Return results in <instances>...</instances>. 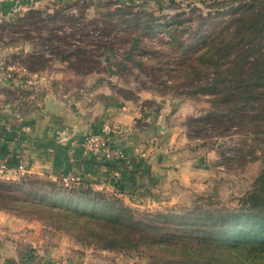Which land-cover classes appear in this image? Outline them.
<instances>
[{
  "label": "rangeland",
  "instance_id": "rangeland-1",
  "mask_svg": "<svg viewBox=\"0 0 264 264\" xmlns=\"http://www.w3.org/2000/svg\"><path fill=\"white\" fill-rule=\"evenodd\" d=\"M238 1L64 0L57 5L50 3L48 7L40 10L50 15L56 12L65 18L72 15L77 20L75 29L67 24L57 27L52 24L48 27L28 28L27 31L31 33L26 34L15 26L5 29L0 27V51L7 54L6 59L3 55L4 61L8 59L9 54L16 52L14 48H19L18 52H37L41 55L43 51L50 53L48 46L42 45L38 35L43 38L52 35L53 41L64 39L69 44L74 46L78 44L88 49H93V42L99 38L102 41L112 42V54L101 58L102 61L108 58L112 66V74L107 73L106 60L102 63L90 60L76 65L70 63L65 65L66 77H69L70 84L75 87L84 85L108 90L118 100L127 101L135 109L145 108L150 112L149 114L163 109L164 134L171 133L170 142L186 148L187 155H197L196 159L187 164L197 162L203 165L206 160L210 161L209 169L194 173V182L185 179L181 185L202 196L204 200H198L200 204H204L206 198L220 202L221 204L215 205L217 209L212 211L223 213L236 206L232 201L233 198L242 196L250 189L262 168V151L256 144H251V138H248L247 144L242 146L241 142L245 139L236 125H232L230 129L226 124H222L221 128L215 126L212 128L209 127L210 123L196 125L191 121L208 113L212 109L213 102L207 95L198 93L197 85L186 80L184 74L178 70L184 58L177 57V50L172 44L170 35L178 27L167 23L174 18L189 20L190 23L179 37L180 42L192 43L194 37L200 41L231 17L232 8L238 5ZM120 12L139 15V29L123 23L129 20V17L118 15ZM109 14H112V18H107ZM18 18L20 17L5 22H15ZM146 21L158 27L151 29L152 33L144 35L138 48L135 49L133 48L135 37L150 31L143 29L148 23ZM109 24H112V36L98 37L99 32L95 29L105 28ZM52 27L54 30L51 32ZM84 30L89 36L83 35ZM117 30H127L129 33L119 34ZM11 48L12 50L9 51ZM99 56L101 57V53ZM71 59L73 62L74 58ZM3 60L1 63L4 62ZM14 64L20 67L18 63ZM57 64L64 66L55 61L53 65L48 64L42 71H49ZM216 140L220 143L224 142L219 146V151H225L227 147L232 148L238 144L246 153L242 156L236 155L235 161L229 164L216 165L219 160L217 145L213 144ZM166 177L168 178L164 180L165 183L172 186L174 179ZM35 181L36 177L23 174L0 176V210L26 221H34L33 225L39 231L35 240L38 242L36 249L31 250L22 259L21 264H94L101 261L112 264V260L118 264H180L177 259L142 248L125 249L122 245V249L112 250L100 244L78 240L75 231H69L68 226L71 224L70 221L66 222L65 214L52 208L58 206L98 217L110 215L112 219L114 214L122 212L120 220L123 219V225L124 220H130V222H148L161 228L171 227L172 222L186 219L187 214L194 209L193 204L177 203L178 192L170 190L165 192L164 197H157L154 181L145 178L144 181L147 182L150 191H143L130 199L100 193L118 200L116 206L109 208L96 203L102 202L100 199L95 201L92 196L87 198L79 194L86 190L65 186L62 183L61 185L60 182L53 183L51 188ZM176 182L175 180V184ZM11 185L16 187H10ZM5 187H10V190L3 189ZM69 191L73 194H69ZM13 199L19 201L14 202ZM104 201L112 200L109 198ZM124 207L130 211H124ZM110 210L112 213H109Z\"/></svg>",
  "mask_w": 264,
  "mask_h": 264
},
{
  "label": "trees",
  "instance_id": "trees-1",
  "mask_svg": "<svg viewBox=\"0 0 264 264\" xmlns=\"http://www.w3.org/2000/svg\"><path fill=\"white\" fill-rule=\"evenodd\" d=\"M232 9L231 17L209 36L200 41L194 37V41L189 44L179 40L186 25L190 23L189 20L174 18L167 24L178 27L170 34L177 57L184 58L178 70L186 80L197 85L198 93L207 95L213 102L208 113L191 121L196 125L210 123L209 127L218 128L226 124L228 129L236 125L245 139L241 142L242 146L251 138V144H256L261 149L262 168L250 189L242 196L233 198L236 206L223 213L212 211L217 209L215 205L221 204L218 201L206 198L204 204H200L198 200H204L202 196L182 200L183 204H193L194 209L187 214L186 219L176 220L171 223V227L163 228L148 222L130 220H124L123 225V219L120 220L122 212L114 214L112 219L110 215L98 217L53 206L52 208L58 209L57 212L65 214L66 222L70 221L69 231H75L76 239L100 244L112 250L122 249L123 246L132 250L142 248L177 259L180 264H264V0H239L238 5ZM118 15L129 17L123 23L139 29V15L131 12H120ZM19 17L11 23L2 21L1 29L15 26L22 33L30 34L28 28L48 27L52 24L56 27L67 24L75 29L77 21L72 15L65 18L56 12L50 15L33 9L25 11ZM107 18H112V14L107 15ZM156 27L158 25L146 23L143 29L150 31L135 37L133 48L137 49L142 37L152 33L151 29ZM53 30L54 27L50 29L51 32ZM95 30L99 32L98 37L112 36V24ZM83 32V35L89 36L85 30ZM117 32L129 33L127 30ZM38 36L42 45L48 46L50 53L43 51L41 55L37 52L16 51L8 55L7 62L18 63L27 72L35 73L41 72L55 61L67 65H76L86 60L102 63V57L112 54V42L102 41L100 38L93 42V49H88L78 44H69L64 39L53 41L52 35L45 38ZM71 58H74L73 62ZM105 65L107 73L112 74L109 60ZM223 143L217 140L213 143L217 145L219 157L216 165L229 164L235 161L236 155L246 153L238 144L219 151V146ZM35 182L51 188L55 183L40 178H36ZM10 187L3 189L10 190ZM69 194L73 192L69 191ZM79 194L87 198L92 196L95 201L100 199L102 202L96 203L109 208L119 203L116 198L100 193L84 191ZM109 198L112 201H104ZM123 210L130 211L125 207Z\"/></svg>",
  "mask_w": 264,
  "mask_h": 264
},
{
  "label": "crops",
  "instance_id": "crops-1",
  "mask_svg": "<svg viewBox=\"0 0 264 264\" xmlns=\"http://www.w3.org/2000/svg\"><path fill=\"white\" fill-rule=\"evenodd\" d=\"M61 1L18 0L25 6L23 13ZM14 6L12 2L0 4V22L13 18ZM3 55L6 59L7 54L0 51V64L13 67L14 74L12 80L0 81V176L23 174L59 182V176L71 175L81 190L121 199L149 192L144 181L148 178L154 181L157 197L172 190L179 194L177 203H182L199 195L181 184L185 179L194 182V173L209 169L210 161L187 164L197 155H187L186 148L170 142L171 133L164 134L163 109L149 114L145 108L136 110L127 101L118 100L108 90L72 86L64 63L30 73L4 61ZM49 101L51 106H47ZM105 125L123 130L112 140L113 147L125 156L120 163L86 155L82 149L83 137L99 134ZM21 164H26L24 172L18 171ZM166 176L174 179L172 186L165 183ZM33 224L0 210V264H21L36 249L39 231ZM112 264L118 263L112 260Z\"/></svg>",
  "mask_w": 264,
  "mask_h": 264
},
{
  "label": "built area",
  "instance_id": "built-area-1",
  "mask_svg": "<svg viewBox=\"0 0 264 264\" xmlns=\"http://www.w3.org/2000/svg\"><path fill=\"white\" fill-rule=\"evenodd\" d=\"M14 3L15 6L11 12L13 18L21 15L25 8L18 0H0V4ZM1 50V48H0ZM14 68L0 64V81L7 82L13 79ZM123 133V130L105 125L99 134H89L83 137L81 146L86 155H96L102 157L107 162L120 163L125 160L121 150L113 147V138ZM26 164H21L18 171L24 172ZM59 182L65 186L79 185L76 178L71 175L59 176ZM76 187V186H75ZM78 188V186H77Z\"/></svg>",
  "mask_w": 264,
  "mask_h": 264
},
{
  "label": "water",
  "instance_id": "water-1",
  "mask_svg": "<svg viewBox=\"0 0 264 264\" xmlns=\"http://www.w3.org/2000/svg\"><path fill=\"white\" fill-rule=\"evenodd\" d=\"M51 105H52L51 101L47 102V106H51Z\"/></svg>",
  "mask_w": 264,
  "mask_h": 264
}]
</instances>
